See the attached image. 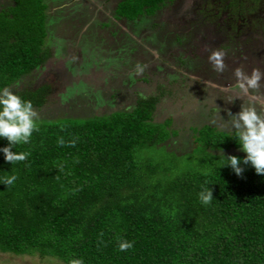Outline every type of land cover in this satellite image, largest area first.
Returning a JSON list of instances; mask_svg holds the SVG:
<instances>
[{
	"label": "trees",
	"instance_id": "obj_1",
	"mask_svg": "<svg viewBox=\"0 0 264 264\" xmlns=\"http://www.w3.org/2000/svg\"><path fill=\"white\" fill-rule=\"evenodd\" d=\"M164 1L120 0L115 12L134 21ZM46 8L11 0L0 9V89L51 56ZM12 91L36 109L50 86ZM157 102L137 95L126 110L41 119L30 143L11 148L30 152L26 161L11 165L0 152V252L64 264H264V175L243 164L246 154L227 153L240 148L233 131L203 124L191 129L190 149L172 146L171 120H154ZM8 144L0 138V148ZM163 145L170 151L157 158ZM221 155L240 158L242 176L220 167ZM11 175L14 184H2ZM207 187L214 199L205 205L199 193ZM122 240L133 249L119 251Z\"/></svg>",
	"mask_w": 264,
	"mask_h": 264
},
{
	"label": "rangeland",
	"instance_id": "obj_2",
	"mask_svg": "<svg viewBox=\"0 0 264 264\" xmlns=\"http://www.w3.org/2000/svg\"><path fill=\"white\" fill-rule=\"evenodd\" d=\"M43 1L47 5L45 45L52 50L51 56L9 87L50 86L47 103L34 108L39 120L109 114L131 108L137 95L155 94L158 102L154 120H171L170 128L176 131L171 136L172 146L190 149L191 129L208 124L231 131L228 113H238L242 103H254L264 114V79L259 92L254 93L258 100L243 97L229 103L238 95L234 76L237 67L248 74L253 68L264 72V31L261 34L259 22H252L249 29L242 26L238 39L207 45V50L199 54L205 41L199 36L214 34L213 20L202 19L203 9L185 15L188 18L170 19L168 15L178 6L170 2L151 16H137L131 21L116 15L114 8L119 0ZM198 2L202 8L203 0ZM10 4L11 0H0V9ZM242 34L247 36L242 38ZM213 50L225 53L227 67L223 73L215 72L209 62ZM138 66L143 72H137ZM208 81L232 90L210 87L205 83ZM213 99L223 120L217 116ZM167 150L160 146L153 155L167 156ZM228 152L246 154L240 148ZM0 264L64 263L53 257L0 252Z\"/></svg>",
	"mask_w": 264,
	"mask_h": 264
},
{
	"label": "clouds",
	"instance_id": "obj_3",
	"mask_svg": "<svg viewBox=\"0 0 264 264\" xmlns=\"http://www.w3.org/2000/svg\"><path fill=\"white\" fill-rule=\"evenodd\" d=\"M205 50H207V47ZM208 59L215 72L223 73L226 70L227 65L224 63L225 53L222 50H213ZM137 72H143V68L138 66ZM234 76L237 81L235 89L238 90V95L230 100L229 103L243 97H248L250 101L259 99L254 93L259 92L261 80L264 79V72H261L259 68H253L251 73L248 74L242 68L237 67L234 70ZM205 83L210 87L220 88L222 91L232 90L229 87L220 86L211 81ZM215 100H212L214 106ZM216 110L217 116L223 120L219 115L220 109L216 107ZM228 115L231 117L229 128L234 132L240 149L246 153L243 158V164H251L256 174L264 175V114L257 111L254 103H249L248 105L242 103L238 113L233 115L229 112ZM38 120V112L34 109L30 100H24L9 87L0 89V138H5L9 142L7 147L0 148V152L4 154L5 161L10 162L12 165L28 159L31 155L30 152L17 153L16 151H11V148L16 145L30 143L33 132L39 131ZM225 123H228V121H225ZM57 143L60 147L65 146V141L62 137ZM75 143V140H73L69 142V145L74 147ZM221 156L226 162L220 167L230 166L238 177L242 176L244 169L240 166V158L232 155L227 158L223 155ZM16 179L15 175L5 176L2 184L11 186ZM199 197L201 203L205 205L211 203L214 199L209 187L204 188L199 193ZM133 247L134 241L122 240L119 242L118 250L124 252L133 249ZM69 264H84V261L79 258L71 260Z\"/></svg>",
	"mask_w": 264,
	"mask_h": 264
},
{
	"label": "flooded vegetation",
	"instance_id": "obj_4",
	"mask_svg": "<svg viewBox=\"0 0 264 264\" xmlns=\"http://www.w3.org/2000/svg\"><path fill=\"white\" fill-rule=\"evenodd\" d=\"M170 2L171 4L175 2L176 5H178L177 8L173 7L171 14L168 15L170 19H173L174 17L195 14V9H203V12L205 13L202 16V19L207 18L208 20H213L210 24L213 26L214 34L207 36L206 33H204L205 36H199V40L200 38L205 39L201 45L202 49L199 54L202 53V50L206 49L207 45L208 47L219 46L220 42L226 41L227 39H229L230 42H232L235 38L238 39L237 33L240 32L242 26H246L245 28L249 29L250 26H253L251 25L252 22L255 24L256 22H259L260 25L258 28H260L261 34H263L264 31V3H262V1L254 3V1L251 0H203L202 4H204L201 8V3H199L198 0H166L152 14H155L166 3ZM255 10L259 11V13H257ZM141 16H151V14H141L139 18ZM185 17L188 18V16ZM123 19L126 20L125 18ZM150 30H157V28L151 27ZM244 36L247 35L242 34L241 37L244 38ZM178 61L180 62V60Z\"/></svg>",
	"mask_w": 264,
	"mask_h": 264
}]
</instances>
